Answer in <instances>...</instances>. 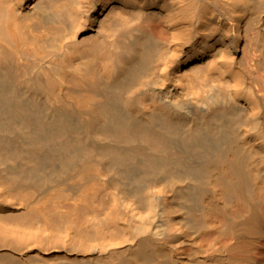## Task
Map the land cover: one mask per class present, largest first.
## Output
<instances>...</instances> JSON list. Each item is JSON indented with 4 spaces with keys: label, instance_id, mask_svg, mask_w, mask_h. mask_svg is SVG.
<instances>
[{
    "label": "bare ground",
    "instance_id": "obj_1",
    "mask_svg": "<svg viewBox=\"0 0 264 264\" xmlns=\"http://www.w3.org/2000/svg\"><path fill=\"white\" fill-rule=\"evenodd\" d=\"M0 264H264V0H0Z\"/></svg>",
    "mask_w": 264,
    "mask_h": 264
},
{
    "label": "rangeland",
    "instance_id": "obj_2",
    "mask_svg": "<svg viewBox=\"0 0 264 264\" xmlns=\"http://www.w3.org/2000/svg\"><path fill=\"white\" fill-rule=\"evenodd\" d=\"M261 257H263V254H260Z\"/></svg>",
    "mask_w": 264,
    "mask_h": 264
}]
</instances>
